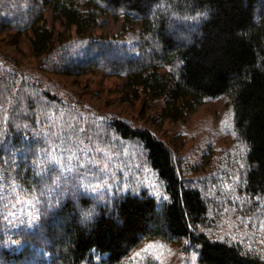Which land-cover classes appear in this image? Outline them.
Returning a JSON list of instances; mask_svg holds the SVG:
<instances>
[{
  "label": "trees",
  "instance_id": "trees-1",
  "mask_svg": "<svg viewBox=\"0 0 264 264\" xmlns=\"http://www.w3.org/2000/svg\"><path fill=\"white\" fill-rule=\"evenodd\" d=\"M85 3L86 11L79 0H29L11 16L0 17V29L30 32L33 54L43 68L51 55L62 51L57 45L70 40V35L63 39L46 26L43 12L49 7L54 18L89 44L78 56L70 55V67L64 68L77 74L105 67L124 73L127 98L161 99L164 121L185 120L205 100L228 97L236 134L247 147L245 188L252 195L263 194L264 0ZM104 13L122 14L125 24L140 22L138 41L129 48L134 53L119 61L106 60L104 50L90 40L97 17ZM171 17L190 22L188 31L180 37L169 31L176 27ZM61 66L55 69L70 74ZM49 90L17 68H0V199L2 189H17L37 209L30 228L12 230L6 226L7 206L0 200V264H122L147 240L185 241L197 250L200 264H264V258L212 240L200 230L207 219L206 202L180 177L170 148L145 128L118 119L108 123L118 138L142 147L165 199L157 200L145 190L113 191L105 202L83 190L94 173L89 166L71 161V170L65 171L51 163L53 157L64 160L51 145L60 130L70 128L67 113L75 110L73 103L61 102ZM58 111L62 114L56 117ZM85 211L91 215L85 217ZM93 251L105 259L91 261Z\"/></svg>",
  "mask_w": 264,
  "mask_h": 264
},
{
  "label": "rangeland",
  "instance_id": "rangeland-1",
  "mask_svg": "<svg viewBox=\"0 0 264 264\" xmlns=\"http://www.w3.org/2000/svg\"><path fill=\"white\" fill-rule=\"evenodd\" d=\"M25 1L29 0H0V17L22 9ZM85 1L79 0L84 11ZM43 17L46 26L56 35L61 34L63 39L70 35V40L57 45L62 51L51 55L50 63L45 61L43 68H39L41 58L33 54L30 32L0 29V68H17L34 76L56 93L61 102L73 103L75 111L67 113L66 121L70 128L60 130L62 134L51 147L53 151L65 153L64 160L71 149L74 165L89 166L94 171L87 177V183L84 182L83 190L105 202L113 191L138 194L145 190L157 200L165 199L163 185L148 167L142 147L136 141L118 138L108 123L118 119L131 127L145 128L170 148L180 177L188 187L198 190L206 202L207 219L200 230L212 240L237 245L245 252L264 258V193L252 195L245 188L247 147L236 134L230 99L226 96L207 99L185 120L164 121L160 118L161 99L131 101L127 98L124 73L105 67L77 74L74 69L64 68L70 67L73 59L70 55L78 56V51H84L89 44L87 40L77 39L74 28L67 30L61 20L54 18L49 7L44 9ZM171 19L176 27L169 31L175 30L178 37L190 28V22ZM139 28V20L125 24L122 14L104 13L97 17L90 40L96 42V48L104 50L106 60L119 61L134 53L129 48L138 41ZM185 37L189 36L185 34ZM57 58L64 61H55ZM61 64L70 74L55 69ZM61 114L58 111L56 117ZM17 191L2 189L0 199L7 206L6 226L12 230L30 228L37 217L31 198ZM91 257L94 262L105 259L95 251ZM122 264L200 262L197 250L185 241L169 244L147 240L135 247Z\"/></svg>",
  "mask_w": 264,
  "mask_h": 264
},
{
  "label": "snow or ice",
  "instance_id": "snow-or-ice-1",
  "mask_svg": "<svg viewBox=\"0 0 264 264\" xmlns=\"http://www.w3.org/2000/svg\"><path fill=\"white\" fill-rule=\"evenodd\" d=\"M74 147V146H73ZM64 154L61 153V156H63ZM71 157H72V151L71 149L68 150V155L66 157V160H57L55 157L52 158L51 163L59 165L61 168H63L65 171H70L72 168L71 165ZM83 215L85 217H89L91 215V212L89 211H85L83 213Z\"/></svg>",
  "mask_w": 264,
  "mask_h": 264
}]
</instances>
